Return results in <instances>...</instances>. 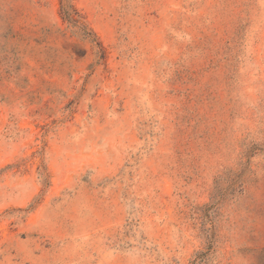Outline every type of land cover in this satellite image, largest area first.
<instances>
[{
    "label": "rangeland",
    "instance_id": "obj_1",
    "mask_svg": "<svg viewBox=\"0 0 264 264\" xmlns=\"http://www.w3.org/2000/svg\"><path fill=\"white\" fill-rule=\"evenodd\" d=\"M0 264H264V0H0Z\"/></svg>",
    "mask_w": 264,
    "mask_h": 264
},
{
    "label": "trees",
    "instance_id": "obj_2",
    "mask_svg": "<svg viewBox=\"0 0 264 264\" xmlns=\"http://www.w3.org/2000/svg\"><path fill=\"white\" fill-rule=\"evenodd\" d=\"M65 15H66V17H68V18L70 17V15H69L68 13H67V14H65ZM70 19H72V18H70Z\"/></svg>",
    "mask_w": 264,
    "mask_h": 264
}]
</instances>
